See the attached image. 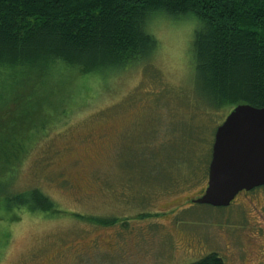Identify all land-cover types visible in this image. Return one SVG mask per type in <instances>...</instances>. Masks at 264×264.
<instances>
[{
  "label": "rangeland",
  "instance_id": "1",
  "mask_svg": "<svg viewBox=\"0 0 264 264\" xmlns=\"http://www.w3.org/2000/svg\"><path fill=\"white\" fill-rule=\"evenodd\" d=\"M195 29L191 18L156 21L150 62L102 78H77L62 62L47 72L0 67V109L47 92L50 113L11 188L55 204L8 211L0 196V264H191L212 252L225 264H264V192L227 207L191 203L232 109L197 93Z\"/></svg>",
  "mask_w": 264,
  "mask_h": 264
},
{
  "label": "trees",
  "instance_id": "2",
  "mask_svg": "<svg viewBox=\"0 0 264 264\" xmlns=\"http://www.w3.org/2000/svg\"><path fill=\"white\" fill-rule=\"evenodd\" d=\"M164 17L194 19L196 90L211 107H264V0H0V67L47 72L62 62L74 68L77 78H102L147 65L157 49L151 27ZM42 97L12 96L0 109V196L8 211L15 206L55 209L34 190L15 193L11 188L47 130L43 121L50 113ZM14 104L27 109L12 110ZM210 156L209 148L206 171ZM158 170L152 179L167 173L164 166ZM191 264L225 261L212 252Z\"/></svg>",
  "mask_w": 264,
  "mask_h": 264
},
{
  "label": "water",
  "instance_id": "3",
  "mask_svg": "<svg viewBox=\"0 0 264 264\" xmlns=\"http://www.w3.org/2000/svg\"><path fill=\"white\" fill-rule=\"evenodd\" d=\"M264 185V107L237 105L218 126L207 187L197 204L228 206L242 190Z\"/></svg>",
  "mask_w": 264,
  "mask_h": 264
},
{
  "label": "flooded vegetation",
  "instance_id": "4",
  "mask_svg": "<svg viewBox=\"0 0 264 264\" xmlns=\"http://www.w3.org/2000/svg\"><path fill=\"white\" fill-rule=\"evenodd\" d=\"M257 191L264 192V186L254 188L249 191H242L241 193L245 196V195H249L250 193H256Z\"/></svg>",
  "mask_w": 264,
  "mask_h": 264
}]
</instances>
